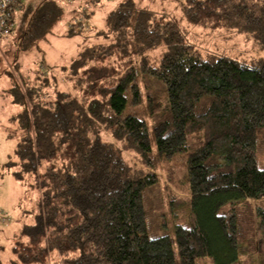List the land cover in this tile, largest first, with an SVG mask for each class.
<instances>
[{
	"label": "trees",
	"instance_id": "obj_1",
	"mask_svg": "<svg viewBox=\"0 0 264 264\" xmlns=\"http://www.w3.org/2000/svg\"><path fill=\"white\" fill-rule=\"evenodd\" d=\"M24 2L15 12L29 11ZM33 8L21 29L26 54L64 16L57 0ZM181 9L194 26L251 34L264 50V0H181ZM85 12L86 19L94 13ZM106 23L93 34L114 42L92 43L59 66L70 92L49 70L36 80L18 62L4 72L21 108L10 120L17 144L7 173L24 187L23 204L35 201L33 223L20 230L8 264H239L257 249L264 226L257 162L264 156V57L203 53L169 14L137 9L134 0L118 4ZM72 25L67 36L84 33ZM131 27L142 74L168 92L167 113L155 111L156 156L145 118L127 113L144 102ZM160 48L154 63L149 54ZM150 97L148 107H157ZM106 131L116 144L102 137ZM179 155L187 168L169 173L166 184L176 251L155 159Z\"/></svg>",
	"mask_w": 264,
	"mask_h": 264
},
{
	"label": "rangeland",
	"instance_id": "obj_2",
	"mask_svg": "<svg viewBox=\"0 0 264 264\" xmlns=\"http://www.w3.org/2000/svg\"><path fill=\"white\" fill-rule=\"evenodd\" d=\"M63 9L64 16L53 23L51 32L46 38L37 44L38 48L26 54L22 49V26L27 28L28 23L33 19V12L36 6L39 7L44 0H25L29 8L28 12L21 8L16 9V31L10 40L0 39V264H8L13 257L12 247L15 245L20 230L33 223V214L30 211L35 206L32 199L23 204L22 198L25 192L23 186L14 181L7 173V163L14 156L17 141L10 139L9 134L15 131V126L11 123L13 116L21 111V108L13 104V97L9 94V90L13 87L12 80L6 75V70L13 71L14 65L18 62L21 64V71L27 76L30 75L36 80L39 72H51L48 76L56 75L59 79V88L66 92H70L72 87L65 81L59 66L64 65L76 58L81 51L92 43L114 42L111 37L97 38L93 33L104 31L107 29V18L118 4L124 0H101L99 4H95V0H57ZM92 1V2H91ZM137 9H150L156 12H165L174 20L182 25L189 32L190 42L197 44L199 49L205 53H215L229 56L245 61L252 59H261L264 57V50L261 49L251 34L239 33L230 29L201 28L194 26L185 19L181 9V0H134ZM86 11V12H85ZM31 12V13H30ZM93 13L90 19L84 17V13ZM27 16V17H26ZM26 17V18H25ZM82 19V23L77 20ZM72 23L79 25L76 30L83 29L84 33L79 36H67L69 28H74ZM90 28V30H88ZM132 28H130L131 53L135 61V67L138 71V79H140L141 88L143 90V103L138 107H129L127 113L137 114L145 118L148 124L149 135L151 137V146L154 155H157L156 138L154 129L159 124L155 113H167L165 109L168 104V92L165 85L156 78L145 76L139 67V56L136 53V45L134 43ZM91 33V34H89ZM93 34V35H92ZM90 35H92L90 37ZM90 37V38H89ZM165 49L160 48L152 53L150 57L154 63H158L163 56ZM49 70V71H47ZM49 72V73H50ZM150 95H152L150 97ZM151 98L152 104L157 107L149 108L148 100ZM167 102V103H166ZM155 108H157L155 110ZM156 111V112H155ZM102 137L113 144H116L113 137L106 131L102 133ZM126 159L133 163H138V158L133 153H124ZM158 174L162 180L159 190L162 193L164 202V211L168 215L169 234L173 237V247L177 251L174 225H172V215L170 214L169 202L167 200L166 184L167 175L169 173L179 172L180 169H186V157L179 155L174 162L162 163L156 157ZM257 162L260 168L264 169V156L258 155ZM181 171V170H180ZM178 176V175H177ZM174 174V177L177 178ZM31 195V193H30ZM35 200V199H34ZM260 208L264 209V199L258 202ZM261 217L257 218V221ZM257 249L240 258L239 264H261L264 258V226L258 227Z\"/></svg>",
	"mask_w": 264,
	"mask_h": 264
},
{
	"label": "built area",
	"instance_id": "obj_3",
	"mask_svg": "<svg viewBox=\"0 0 264 264\" xmlns=\"http://www.w3.org/2000/svg\"><path fill=\"white\" fill-rule=\"evenodd\" d=\"M21 0H0V39H9L15 27V8ZM90 30V28H88Z\"/></svg>",
	"mask_w": 264,
	"mask_h": 264
}]
</instances>
